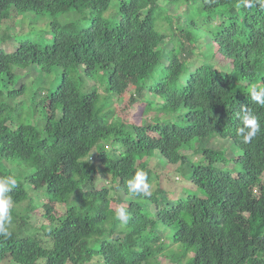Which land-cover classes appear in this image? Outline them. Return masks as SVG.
<instances>
[{
    "label": "trees",
    "instance_id": "trees-1",
    "mask_svg": "<svg viewBox=\"0 0 264 264\" xmlns=\"http://www.w3.org/2000/svg\"><path fill=\"white\" fill-rule=\"evenodd\" d=\"M111 1L0 0V26L12 13L44 10H73L87 21L77 29L53 21L52 38L43 45L21 37L9 51L0 47V82L6 84L0 88V179L17 180L0 262L89 264L98 256L102 264H264V105L251 99V87H241L264 86V8L256 2L247 8L244 0H192L196 7L182 10L185 20L177 26L167 21V31L159 32L154 14L183 0H118L117 11L104 18ZM211 1L217 6L204 4ZM202 30L229 72L194 58ZM31 67L46 76L61 70L54 88L32 94V104L44 110L43 124L8 125V114L20 118L29 109L24 100L12 106L26 92L23 83L7 87L13 69ZM78 70L81 90L72 78ZM97 72L106 77L104 94L93 83ZM130 87L129 103L143 102L155 123L147 116L129 124L111 119L113 98ZM241 106L261 125L248 144L236 134ZM214 135L229 139L236 154L204 146L183 153ZM137 168L148 170L150 197L127 189ZM176 172L188 186L172 199L160 183H171ZM99 173L111 186L97 188ZM28 191L66 207L56 216L43 205L48 223L42 236L28 214L16 212L32 202ZM119 207L130 213L126 225L116 218ZM129 240L139 249H129Z\"/></svg>",
    "mask_w": 264,
    "mask_h": 264
},
{
    "label": "rangeland",
    "instance_id": "rangeland-1",
    "mask_svg": "<svg viewBox=\"0 0 264 264\" xmlns=\"http://www.w3.org/2000/svg\"><path fill=\"white\" fill-rule=\"evenodd\" d=\"M160 5H165V2H159ZM182 4V5H181ZM208 7H215L217 6L216 1L211 2H205L204 3ZM184 6H188V8L191 10L193 7H196V3L191 1L186 2L183 0L177 5H174V7L169 8V10H166L164 13L154 14V20H155V28L159 32H166L167 28L165 29V25H167V21L172 22L173 26H177L178 19H184L187 17V14H183L182 10H184ZM167 7V6H166ZM118 9V0H112L111 1V8L103 14L104 18H108L110 15L112 16ZM185 20V19H184ZM184 20H181L178 28L184 27ZM6 22L0 26V47L11 50L12 47L16 46L17 41L21 40V37L24 39L29 38L32 42L39 43L40 45L45 44L47 41H50L52 36L50 32V25L53 21L58 22L62 25L72 23L75 26V29L80 28L86 24L87 21L80 19L74 14L73 10H68L64 12H58L55 14L49 13L47 10H44L41 14H37L33 11H28L25 14H22L20 16H16L14 13L11 14V16L5 20ZM36 21V22H32ZM209 37L204 34V31L200 32V34L197 36L196 40V48L197 50H194L195 59L198 61H204L208 62L209 64L218 67V68H225L227 67V71L229 72L231 67L229 65L226 66V61L222 57V55L216 50L215 45L212 43ZM168 40V39H167ZM169 41V40H168ZM170 43V42H169ZM34 67H31L30 69L21 70L18 72V69H13V72L15 73L13 83H10L7 85L9 88H16L20 87L23 83L26 87L25 94L19 98L17 101H14L12 104L15 105L16 102L24 100L27 102L25 105L28 106L29 109H27V114H22V117L17 118L15 116V113H6L8 114V125H11V123L18 124L22 121L26 122H33V123H39L42 126L43 120H44V110L41 106L37 104H32V94L37 91L38 89L47 90L52 89L57 85L58 80L60 79V68H56L53 73L49 76L41 75L38 70L35 68L31 70ZM30 70V71H29ZM35 70V71H34ZM81 72L78 70L74 72L72 78L75 81L76 85H79V90H81L82 86V79L80 78ZM94 84L98 87V91L101 94H104V91H102L105 88V79L106 77H103L101 72H97V75H95ZM92 83V82H91ZM92 83V85H93ZM84 85V84H83ZM91 85V84H88ZM255 85H241V87H244L245 89H249V87H252ZM0 88L5 89L6 84L4 82H0ZM84 88V87H83ZM133 88H129V90L121 96H118L116 98H113L112 100V117L111 119H122L127 121V123H140L142 122V119L151 118L150 121L152 123L156 122L155 117H153L152 112H144V103L138 102L131 104L129 103V95ZM84 91V90H82ZM103 97L105 95H102ZM36 100H39L38 98ZM4 101V100H3ZM25 108L22 109L25 112ZM51 113L47 111V115H50ZM147 114V115H146ZM28 115V116H27ZM51 116V115H50ZM57 116V115H56ZM164 117L161 118L163 120ZM229 139H221L217 136H213L212 139L209 141H205L204 143L197 141L195 144H193V147L191 148H184L183 153L193 154L195 151H199L202 146L209 147L215 150L226 148L228 153V156H231L232 154H236V149L234 146H231L232 142ZM237 148V147H236ZM159 157V160L161 162H164L162 160V157ZM91 162H94L93 160H90ZM139 160L135 159V166H138ZM223 164H221L222 166ZM230 167V164L226 165L228 168ZM223 167V166H222ZM143 170L145 173L148 172L147 169H140L137 168L134 170V174L137 173V171ZM165 172V171H164ZM171 176V183L165 182L164 180H161V186L166 189L169 192V195L172 196V199L175 198L176 195L180 193L179 188L187 187L188 183L186 178L181 175L179 172H176L175 174H170ZM177 177V179H176ZM97 182V188H100L101 185L103 186H111L110 184V177L104 176L98 174V178L96 180ZM95 182V183H96ZM29 192V197L31 198L32 202L28 203V201L22 202L19 206H16L18 210L16 211L18 215H29V222L32 226H34L35 234L38 236H42V230L41 226L48 223V220L43 217L45 213V209L43 205H48L52 208V214L56 216H60L64 213V210L66 207L64 205H57L56 203H52L48 200V198H45L42 194L39 192ZM33 204L35 207H33ZM29 207L30 211H26V208ZM30 207L32 209H30ZM40 227V228H39ZM32 230V228H31ZM165 233L172 236V230L165 228ZM170 236V237H171ZM172 243V242H171ZM127 247L133 250L139 249V244L134 241H128ZM170 249L176 250L177 246L176 244H171L169 246ZM166 255V254H164ZM162 254V256H164ZM161 257V256H160ZM264 258V257H263ZM169 263V262H168ZM0 264H9L7 260H4L0 262ZM89 264H102L100 258L98 256H95L92 261ZM170 264V263H169Z\"/></svg>",
    "mask_w": 264,
    "mask_h": 264
},
{
    "label": "clouds",
    "instance_id": "clouds-1",
    "mask_svg": "<svg viewBox=\"0 0 264 264\" xmlns=\"http://www.w3.org/2000/svg\"><path fill=\"white\" fill-rule=\"evenodd\" d=\"M254 2L259 3L261 8H264V0H244V6L251 8ZM249 94L254 102L264 105V86L251 87ZM238 118L241 121V126L236 129V134L238 137H242L243 143L248 144L261 131L260 122L257 116L244 106H241V113L238 114ZM16 186L17 180L13 177L0 179V235L6 238L11 235L7 227L12 222L10 209L13 205V200L10 193ZM150 188L147 173L143 170L137 171L133 180L128 181L127 184L128 191L140 197H150L152 194ZM116 218L121 224L126 225L131 216L125 208L119 207L116 212Z\"/></svg>",
    "mask_w": 264,
    "mask_h": 264
}]
</instances>
